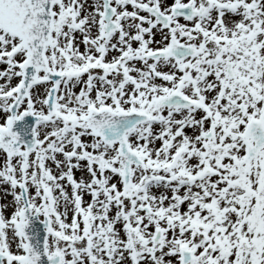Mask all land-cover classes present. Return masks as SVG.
<instances>
[{"label": "snow or ice", "instance_id": "obj_1", "mask_svg": "<svg viewBox=\"0 0 264 264\" xmlns=\"http://www.w3.org/2000/svg\"><path fill=\"white\" fill-rule=\"evenodd\" d=\"M0 264H264V0H0Z\"/></svg>", "mask_w": 264, "mask_h": 264}]
</instances>
